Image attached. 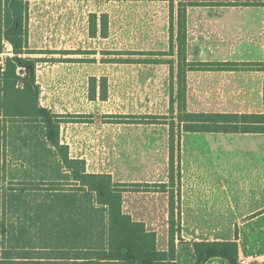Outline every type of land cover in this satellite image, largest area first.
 I'll list each match as a JSON object with an SVG mask.
<instances>
[{"label": "rangeland", "instance_id": "374dc122", "mask_svg": "<svg viewBox=\"0 0 264 264\" xmlns=\"http://www.w3.org/2000/svg\"><path fill=\"white\" fill-rule=\"evenodd\" d=\"M172 1L174 10L179 2L199 4L187 6L188 18L202 15L239 22L236 25L241 27V33L208 31L205 34L201 45L220 53L209 57H222L229 51L235 63L242 66V74H250L255 68L264 69V32L261 30L264 0ZM170 15V0H30L28 44L31 49L42 52L35 55L44 59L36 67L40 103L62 115L60 143L67 145L72 157H86L92 169L110 171L114 181L130 183L123 193V209L131 212L134 218L145 220L146 227L155 233L158 249L168 248L173 230L176 264H193L191 241L187 240V233L180 231L177 216L179 112L175 92L171 107L169 65L166 63L170 56L163 55L169 53ZM104 23L106 36L101 35ZM210 26L224 27L222 24ZM188 45L192 48L194 43L189 40ZM2 47L3 55L11 54L7 42L3 41ZM92 77L96 78L97 97L94 100L88 97ZM102 77L106 79L105 100L98 97ZM261 77L264 71L258 79ZM254 94L252 103L242 104H197L186 99V108L193 112L264 113L256 90ZM5 126L0 140V221L5 231L0 234V243L11 249L18 245L33 249L31 246L44 243L42 236L47 233L42 226L37 229L36 224L11 223V228L21 230L8 236L4 196L6 190L20 181L49 182L45 180L51 170L34 154V161L22 157L27 166L8 171L12 163L7 161L6 147L10 146L14 154L25 147L35 148L37 152L43 125L9 122ZM22 130L31 132L24 135ZM209 141L197 140L198 143ZM214 154L218 156L217 148ZM11 195L5 196L7 206L17 200ZM166 195L169 209L172 207L170 196L173 201L172 216H166ZM32 204L34 202L29 200L25 206L33 207ZM35 219L42 221L41 214ZM240 224L241 228L235 225L234 238L239 239L242 252L264 258V231H252L246 219ZM222 235L230 237L228 232ZM49 238L55 242V237ZM205 264L228 263L214 257Z\"/></svg>", "mask_w": 264, "mask_h": 264}, {"label": "crops", "instance_id": "0c3cea01", "mask_svg": "<svg viewBox=\"0 0 264 264\" xmlns=\"http://www.w3.org/2000/svg\"><path fill=\"white\" fill-rule=\"evenodd\" d=\"M192 9L195 10V8ZM188 13L189 10H187L186 21L187 40H191L194 45L192 48L189 45L187 47L189 40L186 42L187 60L207 64L196 66L187 72L186 99L188 102L197 104L252 103L256 90L257 101L264 106V77L258 79L264 69L255 68L250 71V74H242V66L235 63L234 58L230 57L232 53L228 51L222 57H209L220 55V53L208 50L201 45L208 31L210 33H241V27L236 25L239 22L202 15L188 18ZM262 23L263 33L264 21ZM212 24H222L224 27L210 26ZM212 63H230V65L218 67L210 65ZM219 112L253 113L237 110ZM22 131L25 132L24 135L31 132ZM202 139L211 141L207 142L208 144L197 142ZM38 140L40 145H37L36 148L40 149L37 152H34L35 148L25 147L24 150L14 154L10 146L7 145V161L12 163L8 167V171L16 167L27 166V161L23 162L22 157L31 158L34 161V157L37 155L40 162L46 163L47 169L51 170L45 181L72 182L70 171L64 167L54 148L48 145L44 136V128ZM215 148L218 150V156L214 154ZM179 149L180 176L177 216L179 229L188 234V241L235 239L238 243L239 239L234 238V228L235 225L241 228L240 221L244 219L252 231H264V133L181 131ZM68 154L70 158H75L70 155V152ZM77 158L85 161L86 172L110 173L112 176L110 171L92 169L86 157ZM1 184L0 179V194ZM9 194H12L17 200L7 206L5 196ZM5 196L4 216H6L8 236L17 234L21 230L18 231V228L15 227L11 228V223L13 225L36 224L38 225L37 229L42 226L47 233L45 237L42 236V242L45 240L43 244L31 246V248L101 250L106 247V208L95 202L92 192L78 190L75 185L67 184L62 189H11L6 190ZM165 198L167 216L170 215L168 195ZM29 200L34 202L33 207L25 206ZM37 201L41 205L37 204L39 203ZM123 204L124 195L122 209L124 208ZM123 211L130 214L134 220L145 222L144 219L134 218L131 212L124 209ZM39 213L42 221L41 219L34 220ZM166 219L168 218L166 217ZM146 229L149 230L147 227ZM223 232H228L230 237H223ZM49 236L55 237V242H52ZM46 242L48 243L45 244ZM28 247L30 246L18 245L12 248L26 249Z\"/></svg>", "mask_w": 264, "mask_h": 264}, {"label": "trees", "instance_id": "16d2710c", "mask_svg": "<svg viewBox=\"0 0 264 264\" xmlns=\"http://www.w3.org/2000/svg\"><path fill=\"white\" fill-rule=\"evenodd\" d=\"M29 1L0 0V58L2 61L0 65V138L4 136L5 124L9 122L41 123L48 145L54 148L64 167L70 171L72 182L20 181L11 189H62L67 184H72L78 190L92 192L95 202L106 208V247L101 250L11 249L0 243V264H176L174 231L170 232L168 248L160 250L156 246L155 233L147 230L144 222L134 220L130 214L123 211V193L130 183L116 182L110 173L86 172L85 161L70 158L67 145L60 143L59 127L62 115L52 112L40 103V86L36 80V67L44 59L35 56L42 52L31 49L28 44ZM188 5L199 4L179 2L177 9L174 10V2L170 0L169 53H163V55L170 56L166 63L169 65L171 107L174 105L173 94L175 92L179 112L178 184L181 131L264 133L263 112H193L187 110L186 74L196 66L207 65L190 62L186 57ZM106 32L104 23L101 35L106 36ZM3 41L11 46L10 55H3ZM210 65L229 66L230 63ZM90 80L88 97L94 100L97 97L94 84L96 78L92 77ZM101 80L103 83L98 97L105 100L107 97L106 79L102 77ZM177 190L179 200V188ZM170 206L173 207L171 196ZM4 231V223L0 221V234ZM190 246L193 264H205L214 257L221 258L228 264H237L235 240L191 241Z\"/></svg>", "mask_w": 264, "mask_h": 264}, {"label": "built area", "instance_id": "2783aa9c", "mask_svg": "<svg viewBox=\"0 0 264 264\" xmlns=\"http://www.w3.org/2000/svg\"><path fill=\"white\" fill-rule=\"evenodd\" d=\"M237 264H264V258L260 255H248L242 252L237 243Z\"/></svg>", "mask_w": 264, "mask_h": 264}]
</instances>
